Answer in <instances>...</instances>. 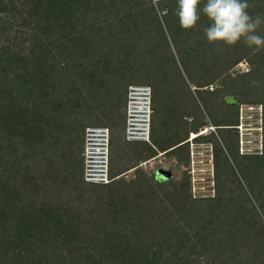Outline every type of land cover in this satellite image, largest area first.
Segmentation results:
<instances>
[{
	"label": "trees",
	"instance_id": "obj_1",
	"mask_svg": "<svg viewBox=\"0 0 264 264\" xmlns=\"http://www.w3.org/2000/svg\"><path fill=\"white\" fill-rule=\"evenodd\" d=\"M248 2L250 14H264V0ZM176 8L177 0H0V264H264V153L245 156L260 187L252 200L223 140L199 134L203 110L184 112L182 125L164 116L167 92L178 91L170 38L187 44ZM215 53L218 69L199 87L223 113L206 110L219 136L227 129L238 150V103L227 97L264 103V49L217 42ZM246 57L249 71L227 74ZM133 81L152 87L151 142L125 137ZM89 125L111 130L108 183L84 179ZM192 132L213 143L214 197L194 198L187 173L164 179L140 165L159 152L188 164Z\"/></svg>",
	"mask_w": 264,
	"mask_h": 264
},
{
	"label": "rangeland",
	"instance_id": "obj_2",
	"mask_svg": "<svg viewBox=\"0 0 264 264\" xmlns=\"http://www.w3.org/2000/svg\"><path fill=\"white\" fill-rule=\"evenodd\" d=\"M154 3V0H152ZM157 6V3L156 5ZM208 25V22L197 25L188 29L185 32V44L184 48H181L178 41L181 40L178 35H173V40L170 38L171 48L173 49V57L177 63L176 69L173 71L176 75L175 87L178 89L176 93L179 97L176 99L174 94V88L171 87V92H167L166 100L164 105H166L165 118L171 121L175 118L176 122L180 125V117L184 112L190 110L201 109L205 112V119L207 120V127L210 131H213L217 138L225 146L226 153L230 159L232 169L236 173L240 182L244 185L245 191L252 200L258 199V193L260 187L256 186L251 175L247 173L245 168V156L251 155H262L264 153V119H263V133H262V152L260 153H250L242 154L240 150L239 143V131L237 124L240 123V104H263L262 101H237L234 95L232 96L235 102L238 103V123L235 126L234 131L238 138V150L237 142L234 136L227 129H220V135L218 134L217 128L214 125V121L210 118L206 110L213 112L214 115L223 116L222 112H216L212 107V96L208 90L200 89L199 85L206 80H210L218 67L215 65L218 60L216 59V47L217 42L210 43L207 41L204 28ZM175 45V46H174ZM176 47V48H175ZM251 69L250 60L248 57L241 59L237 64L230 67L227 71L231 77H237L239 74L245 73ZM132 83H143L142 81H133ZM94 86L98 85L94 83ZM221 86L220 81H214L210 88H218ZM170 91V90H169ZM173 91V92H172ZM228 98V97H227ZM221 102L218 104L220 105ZM153 110L154 103L152 100ZM162 108V107H161ZM62 110V109H61ZM60 111V109H59ZM167 112V113H166ZM60 114V113H59ZM153 114V113H152ZM155 115V112H154ZM192 115H188L190 119ZM245 121V119H244ZM177 124V125H178ZM214 128V129H213ZM258 131H253L252 135H245L246 141L254 140L257 144L259 139L256 135ZM85 131L83 133L84 143H85ZM247 136V137H246ZM254 144V145H256ZM259 149V148H258ZM84 150V148H83ZM194 151V162L192 163L191 151ZM256 150V149H254ZM189 163L184 164L177 160L170 153L164 154V152H159L157 157L152 158L147 162H141L140 165L143 166L145 171L152 175L154 172L159 174L161 168H168L173 171L172 178L175 180H181L185 173L189 175L191 193L194 198H207L214 197L217 193V180H216V164H215V150L212 142H197L190 141L189 137ZM81 156L83 157V151L81 150ZM84 158V157H83ZM219 163L222 167V158L219 154ZM225 170V166L222 167ZM126 179H132L135 177V169L128 170L124 175ZM196 185V189L194 186ZM260 202V201H259Z\"/></svg>",
	"mask_w": 264,
	"mask_h": 264
},
{
	"label": "built area",
	"instance_id": "obj_3",
	"mask_svg": "<svg viewBox=\"0 0 264 264\" xmlns=\"http://www.w3.org/2000/svg\"><path fill=\"white\" fill-rule=\"evenodd\" d=\"M239 112L240 123L237 124V128L241 153L262 152L263 104H240ZM152 113V87L142 83L130 84L126 103L125 137L127 140L151 142ZM253 131H258L256 135L260 142L257 144L254 140L246 141L245 138V135H252ZM110 149L111 130L108 126L89 125L86 127L83 150L84 179L86 181L108 183L114 179L110 175ZM191 159L193 163V150ZM194 189H196V185Z\"/></svg>",
	"mask_w": 264,
	"mask_h": 264
},
{
	"label": "clouds",
	"instance_id": "obj_4",
	"mask_svg": "<svg viewBox=\"0 0 264 264\" xmlns=\"http://www.w3.org/2000/svg\"><path fill=\"white\" fill-rule=\"evenodd\" d=\"M250 7L248 0H177L176 15L185 30L194 28L206 17L208 25L204 33L210 43L235 46L243 42L250 48L264 49V35L258 33L264 25V14H250Z\"/></svg>",
	"mask_w": 264,
	"mask_h": 264
},
{
	"label": "water",
	"instance_id": "obj_5",
	"mask_svg": "<svg viewBox=\"0 0 264 264\" xmlns=\"http://www.w3.org/2000/svg\"><path fill=\"white\" fill-rule=\"evenodd\" d=\"M228 101L229 102H235V100L233 99L232 96H228ZM159 175H161L164 179H168V178L172 177L173 171L171 169H168V168H161L159 170Z\"/></svg>",
	"mask_w": 264,
	"mask_h": 264
},
{
	"label": "bare ground",
	"instance_id": "obj_6",
	"mask_svg": "<svg viewBox=\"0 0 264 264\" xmlns=\"http://www.w3.org/2000/svg\"><path fill=\"white\" fill-rule=\"evenodd\" d=\"M214 129V128H213ZM209 131V128L208 127H204L201 129L200 133L199 134H204V133H207ZM198 134L196 132H192L191 133V137H190V141H194V138L197 136Z\"/></svg>",
	"mask_w": 264,
	"mask_h": 264
},
{
	"label": "crops",
	"instance_id": "obj_7",
	"mask_svg": "<svg viewBox=\"0 0 264 264\" xmlns=\"http://www.w3.org/2000/svg\"><path fill=\"white\" fill-rule=\"evenodd\" d=\"M191 119V118H190ZM190 137H191V134H190Z\"/></svg>",
	"mask_w": 264,
	"mask_h": 264
}]
</instances>
